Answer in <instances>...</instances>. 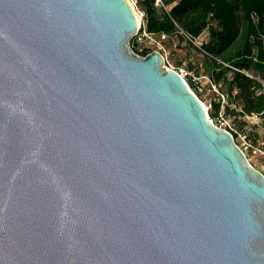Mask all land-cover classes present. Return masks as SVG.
I'll return each mask as SVG.
<instances>
[{
  "label": "water",
  "instance_id": "obj_1",
  "mask_svg": "<svg viewBox=\"0 0 264 264\" xmlns=\"http://www.w3.org/2000/svg\"><path fill=\"white\" fill-rule=\"evenodd\" d=\"M128 0H0V264H264V174Z\"/></svg>",
  "mask_w": 264,
  "mask_h": 264
},
{
  "label": "trees",
  "instance_id": "obj_2",
  "mask_svg": "<svg viewBox=\"0 0 264 264\" xmlns=\"http://www.w3.org/2000/svg\"><path fill=\"white\" fill-rule=\"evenodd\" d=\"M156 2L140 0V5L146 13L148 32L166 36V52L175 42L186 55L194 50L201 56L199 64L204 74L193 62L188 69L208 76L228 96L226 115L264 120V0H161L160 6ZM206 31L209 40L198 47L195 42ZM142 48L134 39L132 51L143 57L151 53V49ZM170 55L173 58L172 52ZM176 63L182 65L184 61ZM189 84L198 94L191 78ZM221 106L218 97L213 117H217Z\"/></svg>",
  "mask_w": 264,
  "mask_h": 264
},
{
  "label": "rangeland",
  "instance_id": "obj_3",
  "mask_svg": "<svg viewBox=\"0 0 264 264\" xmlns=\"http://www.w3.org/2000/svg\"><path fill=\"white\" fill-rule=\"evenodd\" d=\"M134 6V9L137 13L142 11V7L140 5V0H130ZM158 6V5H157ZM143 12V11H142ZM133 39L130 40V48L133 44ZM209 40V33L206 31L196 42L195 44L200 47L203 43ZM170 44V43H169ZM177 42L171 44V50H168V56L170 58L169 62H166L167 68H174L179 71H184L186 74V80L189 84V78L193 80L194 85L199 89V95L195 92V90L190 86L192 91H194L200 100L205 104L208 108L207 112L211 119H215L213 117L214 104L218 101L219 93L216 91H220V89L211 81L208 76H200L195 70L190 71L188 69L189 63L193 62V65L196 67H200L201 73H203L202 65L199 64L201 61V56L197 54L194 50L190 51L191 53L186 55V51L181 48H178ZM184 46V45H183ZM132 50V49H131ZM171 52L173 58H171ZM132 53L137 57H142L136 51H132ZM167 56V60H168ZM182 60L184 64L178 65L176 62ZM190 85V84H189ZM216 87V88H215ZM222 93V91H220ZM224 92H227V89L224 88ZM232 109H235V106H232ZM228 119L235 125L239 135L236 139L239 147L243 149L248 160L251 165L262 172L264 174V120L258 116H246L240 117L235 115H228ZM215 123L217 120L215 119ZM219 123V122H218ZM243 127V128H242Z\"/></svg>",
  "mask_w": 264,
  "mask_h": 264
},
{
  "label": "built area",
  "instance_id": "obj_4",
  "mask_svg": "<svg viewBox=\"0 0 264 264\" xmlns=\"http://www.w3.org/2000/svg\"><path fill=\"white\" fill-rule=\"evenodd\" d=\"M156 5L160 6L161 5V0H157ZM138 14L140 15V17L142 19V23L139 26L138 32H137L136 36L134 37V39H136L137 42L140 45L143 46L142 50H145L146 48H149V49H151V53L160 52L164 56V58L166 59V62H167L168 61L167 60V52H166V49H165V46H164V43H163L164 40L166 39V36L162 35L160 37H157V36L149 33L148 30H147V27H146V23H145L146 13L140 11ZM169 69H174V68H169ZM174 70H176V69H174ZM179 72L186 79V74L184 73V71L181 70ZM216 91L219 93V97H220V101H221L222 106H221V109H220L217 117L215 118L217 120V123H215V119H211L209 114H208L209 119L215 126L230 132L233 136H234V134L238 136L239 132L237 131L235 125L232 124V122L228 119V116L226 115V112H225L226 106L229 104L228 96L226 94H224V93H221L218 90H216ZM242 151H243V149H242Z\"/></svg>",
  "mask_w": 264,
  "mask_h": 264
},
{
  "label": "bare ground",
  "instance_id": "obj_5",
  "mask_svg": "<svg viewBox=\"0 0 264 264\" xmlns=\"http://www.w3.org/2000/svg\"><path fill=\"white\" fill-rule=\"evenodd\" d=\"M128 2L130 3V5H131V7H132V9H133V11H134L135 16H136L137 21H138V25L140 26L141 23H142V19H141L140 15H139V14L136 12V10L134 9V6H133V4L131 3V1L128 0ZM204 106H205V108L208 110V108H207V106H206L205 104H204Z\"/></svg>",
  "mask_w": 264,
  "mask_h": 264
}]
</instances>
